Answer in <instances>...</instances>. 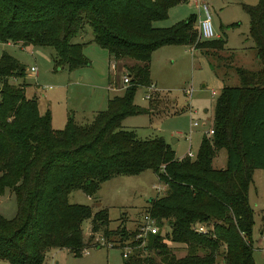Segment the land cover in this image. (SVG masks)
<instances>
[{"label":"trees","instance_id":"trees-1","mask_svg":"<svg viewBox=\"0 0 264 264\" xmlns=\"http://www.w3.org/2000/svg\"><path fill=\"white\" fill-rule=\"evenodd\" d=\"M187 0H0V43L48 46L55 51L56 69L70 71L90 64L83 45L72 39L88 22L94 41L111 58L135 60L124 66L130 78L123 95L108 100L91 121L72 116L62 129L52 125L50 110L41 113L25 86L26 68L3 53L0 58V196L7 188L16 197L13 218L0 214V259L10 264H44L53 249L76 255L101 233L118 237L122 248L137 229H109L107 209L71 203L69 194L82 190L93 197L101 184L116 176L153 170L166 185L165 194L150 200L151 216L168 231L150 235L146 246L133 241L122 264H255L252 249L254 210L249 188L256 169H264V0L245 5L259 70L237 67L240 84L224 86L217 98L212 126L197 155L176 157L163 137H138L122 129L125 118L148 113L135 104L138 86H151L154 52L166 45L220 51L223 39L200 36L192 14L170 27L154 22L168 18L172 7ZM227 151V165L217 169L218 150ZM91 220L86 239L84 223ZM206 224L207 233L194 230ZM166 225V226H165ZM99 244V243H98ZM171 244L186 253L179 257Z\"/></svg>","mask_w":264,"mask_h":264},{"label":"rangeland","instance_id":"rangeland-1","mask_svg":"<svg viewBox=\"0 0 264 264\" xmlns=\"http://www.w3.org/2000/svg\"><path fill=\"white\" fill-rule=\"evenodd\" d=\"M202 1L208 5L212 16L216 34L213 39H223L225 48L205 52L194 46L166 45L156 50L151 60V86H138L134 97L135 104L148 108L149 112L129 116L122 122V129L134 130L142 139L165 138L179 158L189 151L197 155L204 135L213 127L215 104L222 88L240 84L236 68L256 71L261 66L250 34V15L245 9V5H257L259 0ZM177 6H181L180 11L172 10L168 18L154 22V26L170 27L192 14L197 16L198 25L206 17L193 0ZM72 42L83 45V52L90 62L72 71L67 67L56 69L52 47L0 43V58L3 53H8L26 68L25 77H13L10 81L24 85L26 96L35 98L41 111L45 110V103L50 105L54 111L55 129L64 128L66 111L78 122L87 121L83 116L84 108L89 104L90 88H102L113 97L123 95L127 87L124 84V77L128 75L123 64L125 60L111 59L108 51L94 41L93 29L88 22H84ZM34 66L38 70L36 74L30 70ZM195 121L198 125L192 126ZM227 157L225 148L218 150L213 167H226ZM263 186L264 182L260 184L259 180L250 186L255 219L251 236L255 264H264V200L257 198L255 191L256 188L262 190ZM165 191L166 185L154 171L146 170L138 175L113 177L102 183L93 197L82 190H73L69 201L88 205L94 212L107 209L109 229L125 226L133 231L147 212L150 200L164 195ZM16 211L15 194L7 188L0 196V214L11 219ZM168 230V227H160V232ZM84 232L87 239L91 233V220L84 223ZM118 237L109 241L98 233L80 254L66 248L56 249L53 257L47 254L44 264H122L123 248L116 243ZM171 246L179 257L185 255L186 251L179 245ZM0 264L10 263L0 259ZM214 264H224L222 253Z\"/></svg>","mask_w":264,"mask_h":264},{"label":"built area","instance_id":"built-area-1","mask_svg":"<svg viewBox=\"0 0 264 264\" xmlns=\"http://www.w3.org/2000/svg\"><path fill=\"white\" fill-rule=\"evenodd\" d=\"M193 1L196 2L203 9L206 15V17L203 20H201L198 24L200 36L204 39L215 38L216 34L213 29L212 16H211L208 5L202 0H193ZM30 70L31 72L35 74L38 72L37 67L35 66L31 67ZM129 82H130V78L127 75L124 77V84L128 85ZM147 97H150V96H147ZM197 125H198V122L196 121L192 123V126H197ZM213 133H214L213 127L208 129L206 132L208 136L213 135ZM186 155L190 158L195 157V154L192 151H189ZM208 229L209 228L207 227L206 224H197L194 226V230L199 233H207ZM159 232H160V226L157 224V221L151 216L150 212L147 211L143 215L141 222H139L138 224L137 233H136L134 240H132L131 238L125 241V246L123 247V257L127 258L131 254L133 250V246H132L133 241L141 240L139 247L144 248L146 246L149 236L156 235ZM85 253H88V252L85 251Z\"/></svg>","mask_w":264,"mask_h":264},{"label":"crops","instance_id":"crops-1","mask_svg":"<svg viewBox=\"0 0 264 264\" xmlns=\"http://www.w3.org/2000/svg\"><path fill=\"white\" fill-rule=\"evenodd\" d=\"M188 1V0H187ZM184 2H186V1H184ZM179 9H181V6H175V7H172L171 9H170V11H169V15H170V13L172 12V10L173 11H180ZM183 15L185 14V9L181 12ZM8 43H12V42H8ZM18 44H21V43H18ZM153 57V56H152ZM112 59V58H111ZM137 62H133L132 60H125L124 61V66H126V65H128V66H133V65H135ZM125 68V67H124ZM150 68H151V65H150ZM150 71H151V69H150ZM33 73V72H32ZM126 86V85H125ZM51 89V88H50ZM102 89V88H101ZM97 90V88H90L89 89V93L87 94L88 96H87V98H89V104H88V106L86 107V108H84V116H83V118H84V120H87L88 121V118H94V116L97 114V112H99V111H102V110H104L106 107H107V103H108V100L111 98V95H109V93H106V92H103V90ZM109 89V88H108ZM107 89V90H108ZM110 90V89H109ZM38 106H39V110H40V112L41 113H44L46 110H50V112H51V114H52V125H53V122H54V111H53V109L50 107V105H48V104H46L45 103V110H43L42 109V111H41V108H40V105H39V103H38ZM67 112V116H66V118H65V124L67 123V121H68V118L70 117V116H72V115H68L69 114V111H66ZM73 117V116H72ZM74 118V117H73ZM61 119H63V118H61ZM61 121V120H60ZM77 121V120H76ZM63 122V121H62ZM78 122V121H77ZM81 122H86V121H81ZM54 126V125H53ZM55 127V126H54ZM56 127H59V125L58 126H56ZM56 129H59V128H56ZM183 156H185V155H183ZM222 168H224V167H222ZM260 181V184L262 183V182H264V169H256L255 171H254V174H253V182H252V184H255L256 183V181ZM251 184V185H252ZM263 188H264V186H263ZM262 188V190H261V188L260 189H257L256 188V195H257V198L258 197H260L261 198V200H264V189ZM249 202H250V188H249ZM250 205H251V203H250ZM252 206V205H251ZM253 208V207H252ZM254 210V209H253ZM254 222H255V219H254ZM255 224V223H254ZM56 249H53V250H51L48 254H50L51 255V257H53L54 256V254H53V251H55ZM50 257V258H51ZM46 258H47V256H46ZM46 261V260H45ZM57 263V262H56Z\"/></svg>","mask_w":264,"mask_h":264}]
</instances>
